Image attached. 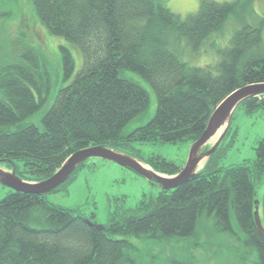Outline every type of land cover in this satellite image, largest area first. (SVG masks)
I'll return each instance as SVG.
<instances>
[{
  "label": "trees",
  "instance_id": "16d2710c",
  "mask_svg": "<svg viewBox=\"0 0 264 264\" xmlns=\"http://www.w3.org/2000/svg\"><path fill=\"white\" fill-rule=\"evenodd\" d=\"M32 2L51 35L80 48L84 64L70 81L74 60L68 48H61L62 80L70 82L57 91L41 128L28 119L47 106L54 84L39 52L31 49L20 63L0 71V164L14 167L24 181H45L70 156L98 146L175 176L183 168L160 155L136 157L131 154L134 144H193L228 96L264 83V19L259 26L246 24L236 31L217 51L219 61L213 65L194 67L181 58L184 42L200 54L214 35L223 34L231 17L247 14L254 0H203L199 10L185 18L161 0ZM126 70L147 80L158 99L155 116L131 132L125 130L148 111L150 96L124 76ZM241 106L250 114L263 111L264 96ZM238 108L222 143L194 179L175 191L160 189L155 198L144 196L135 209L117 207L102 230L88 223L98 224L96 213L88 217L48 202L46 195L11 190L0 201V264H137L128 254L136 247L130 239L191 238L203 217L213 221L215 231H238L243 247L253 252L251 264H264V238L254 216L258 202L264 227V194L258 195L264 178V137L257 142L253 161L219 165L239 134L234 125Z\"/></svg>",
  "mask_w": 264,
  "mask_h": 264
},
{
  "label": "rangeland",
  "instance_id": "374dc122",
  "mask_svg": "<svg viewBox=\"0 0 264 264\" xmlns=\"http://www.w3.org/2000/svg\"><path fill=\"white\" fill-rule=\"evenodd\" d=\"M203 0H161L163 6L180 15L182 18L199 10ZM208 1V0H207ZM215 2H234L236 0H213ZM264 19V0H254L251 10L240 18L231 17L222 35H214V41L207 42L200 54H194L187 48L185 42L181 53L183 61L194 67L213 65L219 61L217 51L225 48L236 31L248 24L259 26ZM38 18L32 0H0V71L11 64L20 63L23 55L35 49L41 56L44 69L48 70L52 78V91L47 106L39 114L28 119V122L41 126L44 113L54 103L57 91L68 84L80 71L84 64V57L79 47L65 38L51 35ZM264 39V27H263ZM66 47L72 54L75 70L70 81L63 82V63L61 48ZM124 76L138 82L150 96L148 111L132 121L125 132L145 126L156 114L158 108L157 95L141 75L132 71H125ZM234 125L239 127L234 147L219 163L228 167L255 159V148L259 139L264 137V110L252 114L241 106L235 114ZM41 128V127H40ZM219 136V135H218ZM218 136L205 146L210 148L217 141ZM193 144L183 142L177 144H134L132 155L149 157L160 155L167 160L174 161L181 168H185L189 160ZM205 160L199 167L202 169ZM22 168V163H18ZM0 170L12 172L14 167L4 163ZM198 172V171H197ZM11 189L0 183V201ZM160 187L131 169L123 168L116 163L100 159H91L80 168L73 179L60 191L46 195L48 202L67 209L81 210L85 216L96 213L98 225L109 223L110 214L117 207L135 209L146 197L158 196ZM264 194V178L259 185L258 195ZM237 230V229H236ZM131 243L136 247L128 254L137 264H251L254 256L245 249L240 242V234L220 233L213 229V221L203 217L194 237L187 239H164L157 242L132 238ZM253 254V252L251 253ZM249 256V257H248Z\"/></svg>",
  "mask_w": 264,
  "mask_h": 264
},
{
  "label": "water",
  "instance_id": "95a60500",
  "mask_svg": "<svg viewBox=\"0 0 264 264\" xmlns=\"http://www.w3.org/2000/svg\"><path fill=\"white\" fill-rule=\"evenodd\" d=\"M258 96H264V83L245 86L228 96L211 115L207 129L203 135L198 141L193 143L189 154V160L187 161L185 168L175 176L159 174L129 155L121 152L119 153L110 148L98 146L89 147L70 156L62 167L52 177L45 181L37 183L28 182L19 178L15 170L12 172L0 170V183L16 192L39 196L48 195L66 184L79 166L91 159H100L116 163L123 168L131 169L150 180L162 190L175 191V189L194 179L198 174L197 171H200L199 167L202 164V161L205 160V158L208 160L209 157L215 153L230 127L231 119L238 106L244 101ZM216 136H218V139L211 149L207 152H203L204 147L207 146ZM254 216L257 229L264 238V227L260 218L258 202H256ZM88 223L91 227L95 226L97 230L103 229L102 225L94 224L92 221H88Z\"/></svg>",
  "mask_w": 264,
  "mask_h": 264
},
{
  "label": "bare ground",
  "instance_id": "6f19581e",
  "mask_svg": "<svg viewBox=\"0 0 264 264\" xmlns=\"http://www.w3.org/2000/svg\"><path fill=\"white\" fill-rule=\"evenodd\" d=\"M202 153H203V152H202ZM204 165H205V164H204ZM204 165H203V166H204ZM202 168H203V167H202Z\"/></svg>",
  "mask_w": 264,
  "mask_h": 264
}]
</instances>
